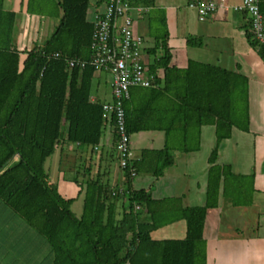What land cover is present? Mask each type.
<instances>
[{"label": "trees", "instance_id": "16d2710c", "mask_svg": "<svg viewBox=\"0 0 264 264\" xmlns=\"http://www.w3.org/2000/svg\"><path fill=\"white\" fill-rule=\"evenodd\" d=\"M1 2L0 205L35 233L34 255L26 258L20 252L19 264H205V212L216 204L220 182L224 191L233 177L227 165L214 161L231 127L248 129L246 78L193 60L182 68L169 65L164 40L147 49V54L158 52L144 64L154 76V85L128 89V98L122 103L124 129L128 136L161 130L164 144L160 149H141L138 159H128L120 191L112 190L99 174L79 182L75 171L71 181L78 186L76 194L82 193V204L80 214L74 216L68 207L74 197H61L47 180L45 159L60 145L91 150L105 124L116 139L112 119L100 116L102 100L97 96L90 99L94 70L89 65L79 68L66 63L89 57L92 23L85 20L87 0H57L60 15L44 42L21 51L11 41L14 13L4 10ZM30 7L28 1L26 9ZM245 32L255 46L249 18ZM195 39L188 37L187 44H198ZM261 50L264 55V48ZM133 88L139 90L134 93L136 98ZM203 124L213 125L215 137L207 158L205 202L179 206L175 215L169 208L172 215L166 218L163 213L167 211L159 209L163 200L151 198L147 189L132 188L128 168L135 174L160 176L173 164L172 149L187 152L198 148ZM175 218L184 220L182 238L150 237L151 230Z\"/></svg>", "mask_w": 264, "mask_h": 264}, {"label": "crops", "instance_id": "0c3cea01", "mask_svg": "<svg viewBox=\"0 0 264 264\" xmlns=\"http://www.w3.org/2000/svg\"><path fill=\"white\" fill-rule=\"evenodd\" d=\"M28 1L29 11L26 9ZM125 1L132 19V30L141 38L144 64L158 54L157 51L155 55L147 54V49L164 40L170 55L169 65L182 68L188 60H193L246 78L248 129L242 131L231 127L229 136L221 140L217 149L214 162L227 165L233 177L226 183L224 191L220 182L216 204L206 209L202 225L204 263L264 264V55L260 45H251L245 37L247 14L232 9L239 0H223L203 20H198L195 10L187 6L198 0ZM260 1L264 9V0ZM35 2L39 3L37 0L1 2L4 10L14 13L11 41L19 51L42 44L60 15L55 6L51 10L42 9ZM105 2L87 0L85 20L92 23L94 16L104 9ZM188 37L198 39L199 43L187 44ZM101 73L93 74L95 88L90 99L100 95L103 102L108 100L104 99L106 92L100 88ZM135 89H132L133 98L139 91ZM214 142L213 125H201L196 150L180 152L172 149L171 166L158 177L148 172L135 174L131 179L132 188L147 189L151 198L163 200L159 209L164 208L167 212L163 214L169 219V214L172 215L169 208L176 211L179 206H202L206 195L207 158ZM114 144L112 130L105 124L98 144L91 150L58 146L55 159L43 163L47 180L53 183L54 174H62L56 162L64 157L67 160V153H72L71 162L78 172L88 178L99 174L112 190L120 187L122 171L117 167ZM163 144L161 130L132 133L129 135V158L138 159L141 149H160ZM48 169H52L51 180ZM184 230V220L175 218L151 230L149 235L152 239H178L184 236ZM34 240V231L0 205V264H19L20 252L26 258L33 256Z\"/></svg>", "mask_w": 264, "mask_h": 264}, {"label": "built area", "instance_id": "2783aa9c", "mask_svg": "<svg viewBox=\"0 0 264 264\" xmlns=\"http://www.w3.org/2000/svg\"><path fill=\"white\" fill-rule=\"evenodd\" d=\"M223 0H198L189 2L198 20H203ZM258 0H239L233 10L244 11L249 18L252 39L264 48L263 18L258 10ZM125 0H106L104 9L92 21L89 40L90 54L87 60L68 59L67 66L92 67L94 72L110 75V99L101 103L102 119H112L115 126L114 144L117 167L122 171L129 159V136L124 129L122 103L128 98L130 87L153 86L154 76L150 74L141 58V38L132 30V19L127 13ZM55 55V54H54ZM130 176L135 172L128 168ZM121 187L117 190L120 191ZM113 193V192H112Z\"/></svg>", "mask_w": 264, "mask_h": 264}, {"label": "rangeland", "instance_id": "374dc122", "mask_svg": "<svg viewBox=\"0 0 264 264\" xmlns=\"http://www.w3.org/2000/svg\"><path fill=\"white\" fill-rule=\"evenodd\" d=\"M37 1H39V3L38 4L36 2L35 3L38 5V7H41L42 9L45 7L47 9L51 10L56 5L55 3L57 0H37ZM55 8L57 9L56 6H55ZM110 80H111V77L108 73L102 72L100 74V79H99L100 88L106 92L105 97H104V99L107 98L106 100L110 99V93L108 92V90H110V88H109ZM94 88H95V84H93V82H92L91 90L94 91ZM97 97L101 100L100 95H98ZM172 141H173V143H175L176 142L175 138ZM55 152H56V149H54L53 153L48 156V158L45 160V162H48L50 160H54L55 159ZM63 153H64V151H63ZM67 154H68V155H66L67 160L64 157V158H62V160H60V158H59L60 161L56 162V166L60 168V171L63 174V175L61 174L63 176V178H60L61 177L60 173L56 176L55 172H54L55 173L54 177H52V174H53L52 169H48L49 170L48 178L51 180V177H52V182L56 186V190L61 197H71V196L74 197L68 207L74 216H78L80 214V211H81L82 193L76 194V192H77L76 190L78 189V186L75 185L69 179L70 177L75 175V171H77V168L75 167V165L73 166V164L71 162V161H73V159L71 160V157H72L71 154L72 153H67ZM77 161H78V159H77ZM76 166H78V165H76ZM46 167H47V165H46ZM86 176H87L86 174L79 172V174L77 175V179H78V181L84 182L88 178ZM55 178H57V179H55ZM173 214L174 215L176 214L175 210L173 211ZM233 226H235V225H233Z\"/></svg>", "mask_w": 264, "mask_h": 264}]
</instances>
